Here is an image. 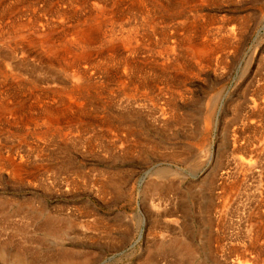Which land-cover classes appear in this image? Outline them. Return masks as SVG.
<instances>
[{"label":"rangeland","instance_id":"rangeland-1","mask_svg":"<svg viewBox=\"0 0 264 264\" xmlns=\"http://www.w3.org/2000/svg\"><path fill=\"white\" fill-rule=\"evenodd\" d=\"M66 1L0 0V264H264V0Z\"/></svg>","mask_w":264,"mask_h":264},{"label":"bare ground","instance_id":"bare-ground-1","mask_svg":"<svg viewBox=\"0 0 264 264\" xmlns=\"http://www.w3.org/2000/svg\"><path fill=\"white\" fill-rule=\"evenodd\" d=\"M61 1V0H60ZM64 2H65V0H63ZM91 1V0H90ZM105 1V0H104ZM104 1H102V2H104ZM107 1V0H106ZM67 2V1H66ZM68 2H69V0H68ZM67 2V3H68ZM79 2H80V0H79ZM92 2V1H91ZM101 2V3H102ZM62 3V2H61ZM75 3H76V1H75ZM78 3V2H77ZM99 3V2H98ZM96 4V3H93V5H92V8H93V10L96 12V13H98V14H104V13H106L105 11H107V5L105 6L104 4L103 5H101V4ZM105 3V2H104ZM126 3H127V1H126ZM137 3V2H136ZM140 3V2H139ZM84 4V3H83ZM83 4H81V6L83 5ZM108 4V3H107ZM49 5V4H48ZM61 5V4H60ZM64 5H66L67 6V4H65L64 3ZM86 5H87V3H86ZM89 5V4H88ZM115 5V4H114ZM117 5H120V4H117ZM57 6V5H56ZM75 6V5H74ZM116 6V5H115ZM114 6V7H115ZM122 6V5H121ZM125 6V5H124ZM8 7V6H7ZM32 7V6H31ZM45 7V6H44ZM50 7V6H49ZM52 7V6H51ZM50 7V8H51ZM58 7L59 6H57V9H58ZM72 7V6H71ZM50 8H49V10H50ZM61 8H63V7H61ZM67 8V7H66ZM89 8V7H88ZM109 8V7H108ZM116 8V7H115ZM119 9H121L120 7H118ZM47 9V8H46ZM52 9V8H51ZM72 9V8H71ZM82 9H83V7H82ZM86 9V8H85ZM124 9V8H123ZM48 10V11H49ZM53 10H55V9H53ZM58 10H60V9H58ZM75 10V9H74ZM79 10V9H78ZM84 10V9H83ZM92 9H91V11L90 12H92L93 11ZM114 10V9H113ZM117 10V9H116ZM127 10V9H126ZM62 11V10H61ZM61 11H59V13H60V15L62 16V12ZM72 11H73V9H72ZM88 11V10H87ZM109 11V10H108ZM120 11V10H119ZM124 11V10H123ZM52 12V11H51ZM55 12V14H57L56 12L57 11H54ZM53 12V13H54ZM86 12V11H85ZM90 12L88 13V14H90ZM58 13V14H59ZM67 13V12H66ZM73 13V12H72ZM83 13V12H82ZM117 13V12H116ZM35 14V13H34ZM46 14V13H45ZM57 14V15H58ZM75 14H76V12H75ZM79 14H81L80 12H79ZM93 14V13H92ZM92 14H90V15H92ZM108 14V13H107ZM106 14V15H107ZM18 15V14H17ZM59 15V16H60ZM72 15V14H71ZM85 15H87V13L85 14ZM85 15H83L84 16V19H85ZM45 16V15H44ZM48 16V15H47ZM70 16V15H69ZM100 16H102V15H100ZM105 16V15H104ZM113 16V15H112ZM119 16V15H118ZM15 17V16H14ZM58 17V16H57ZM72 17V16H71ZM109 17H110V15H109ZM49 18V17H48ZM67 18H69V19H71L70 17H68L67 16ZM108 18V17H107ZM66 19V18H65ZM75 19V18H74ZM96 19V18H95ZM99 19V18H98ZM97 19V20H98ZM103 19V18H102ZM105 19H106V17H105ZM110 19V18H109ZM64 20V19H63ZM77 20V19H76ZM61 21H62V19H61ZM79 21V20H78ZM100 21H101V19H100ZM100 21H97V22H100ZM154 21V20H153ZM34 22V21H33ZM32 22V23H33ZM95 22V21H94ZM94 22H92L91 24H88V25H84V26H81L80 24H79V22L76 24V26L74 27V28H76V27H78V28H76L75 29V32H74V34H72V35H74L75 36V38H74V40H76V42L78 43V44H81V46L82 45H85V47H86V44H88L89 42H91V36L93 35V32H97V30L96 31H94L95 30V27L97 26V24H95ZM103 22H105V21H103ZM126 22V21H125ZM10 23H11V21H10ZM28 24V23H27ZM34 26V25H33ZM98 26H100V25H98ZM31 27V26H30ZM102 27V26H101ZM29 28V27H28ZM27 28V29H28ZM38 28H40V27H38ZM30 29V28H29ZM98 29V28H97ZM15 30V29H14ZM74 30V29H73ZM70 31V30H69ZM38 32V31H37ZM8 33V32H7ZM61 34V33H60ZM66 34V33H65ZM71 34V33H70ZM67 35H69L68 33H67ZM27 36V35H26ZM55 36V35H54ZM57 36V35H56ZM64 36V35H63ZM62 36V37H63ZM94 36V35H93ZM97 36V35H96ZM98 36H100L99 34H98ZM65 38V37H64ZM99 39V38H98ZM97 39V40H98ZM41 40V39H40ZM48 40V37H43V39H42V43H43V41L45 42V41H47ZM50 40V39H49ZM48 40V41H49ZM73 40V41H74ZM96 40V39H95ZM28 41V40H27ZM47 41V42H48ZM94 41V40H93ZM92 41V42H93ZM46 42V43H47ZM50 43H52V42H50ZM94 43V42H93ZM76 44V43H75ZM92 44V43H91ZM189 44V43H188ZM223 44V43H222ZM46 46H48V45H46ZM89 46V45H88ZM199 46V45H198ZM55 47V46H54ZM54 47H53V49H54ZM58 47V46H57ZM62 47V46H61ZM60 46H59V48H61ZM64 47V46H63ZM62 47V48H63ZM66 47H67V45H66ZM74 47V46H73ZM46 48V47H45ZM51 48V47H50ZM80 48V47H79ZM82 48V47H81ZM69 49V48H68ZM73 49V48H72ZM75 49V48H74ZM85 49V48H84ZM46 50H47V48H46ZM52 50V49H51ZM60 50L61 49H59V52H60ZM63 50H65V47L63 48ZM67 50V49H66ZM76 50V49H75ZM109 50H111V49H109ZM72 51V50H71ZM74 51V50H73ZM89 51V50H88ZM56 52V51H55ZM55 52L54 53H52V52H50V53H52L53 55L55 54ZM62 54L64 53V52H61ZM68 53V52H67ZM74 53V52H73ZM87 53H89V52H86V51H80V52H78V53H75V54H73L74 55V57L72 58V60L70 61V58H69V61L71 62H69L70 64H71V66L72 65H76L77 63L79 64V62L82 60V59H85V57L88 55ZM40 54V53H39ZM57 54V53H56ZM106 54V53H105ZM129 54V53H128ZM52 55V56H53ZM68 55V54H67ZM3 56V55H2ZM57 56H59V55H57ZM63 56V55H62ZM46 57V56H45ZM56 57V56H55ZM55 57H52V58H55ZM100 57V56H99ZM118 57V56H117ZM132 57V56H131ZM111 58V57H110ZM42 59V58H41ZM56 59H58V57H56ZM67 59V58H66ZM109 59V58H108ZM54 60V59H53ZM52 60V61H53ZM59 61H60V59H58ZM62 60V59H61ZM68 60V59H67ZM115 60V59H114ZM210 60V59H209ZM44 61V60H43ZM64 61V60H63ZM66 61V60H65ZM105 62H106V60H105ZM38 63V62H37ZM58 63V62H57ZM60 63V62H59ZM62 63H64V62H62ZM66 63V62H65ZM64 63V64H65ZM81 63V62H80ZM87 64V63H86ZM106 64V63H105ZM183 64V63H182ZM115 65V64H114ZM208 65V64H207ZM14 66V65H13ZM65 66V65H64ZM69 66V65H68ZM98 66V65H97ZM107 66V65H106ZM109 66V65H108ZM43 67V66H42ZM129 67V66H128ZM65 68H67V67H65ZM93 68V67H92ZM28 70V69H27ZM130 70V69H129ZM128 70V71H129ZM34 71V70H33ZM95 71V70H94ZM133 71V70H132ZM158 71V70H157ZM97 72V71H96ZM44 73V72H43ZM75 73H76V71H75ZM139 73V72H138ZM156 73V72H155ZM34 74H36V73H34ZM74 74V73H73ZM79 74H83L82 72H80ZM133 74V73H132ZM164 74V73H163ZM157 75V74H156ZM56 76V75H55ZM137 77V76H136ZM70 79V78H69ZM108 81V80H107ZM59 82V81H58ZM60 83V82H59ZM3 84V83H2ZM148 84V83H147ZM60 86V85H59ZM94 87V86H93ZM125 87V86H124ZM50 92V91H49ZM38 94V93H37ZM98 94V93H97ZM34 96V95H33ZM44 96V95H43ZM1 98V97H0ZM33 99V98H32ZM55 100V99H54ZM57 102V101H56ZM166 102V101H165ZM37 103H38V101H37ZM1 104V103H0ZM26 104V103H25ZM51 106V105H50ZM260 106V105H259ZM1 107V106H0ZM49 108V107H48ZM51 109V108H50ZM57 109V108H56ZM259 109V108H258ZM59 110V109H58ZM65 110H67V109H65ZM261 110V109H260ZM136 111V110H135ZM57 112V111H56ZM61 113V112H60ZM66 113V112H65ZM82 113V112H81ZM17 114H18V112H17ZM46 114V113H45ZM77 114V113H76ZM167 114V113H166ZM50 115V114H49ZM80 115V114H79ZM76 116V115H75ZM176 116V115H175ZM79 118V117H78ZM173 118V117H172ZM53 119V118H52ZM170 119V118H169ZM75 120V119H74ZM61 121V120H60ZM58 124V123H57ZM155 145V144H154ZM248 162V161H247ZM243 163V162H242ZM257 163V162H256ZM234 164V163H233ZM17 165V164H16ZM14 166V165H13ZM262 166V165H261ZM224 170V169H223ZM260 170V169H259ZM240 171V170H239ZM15 172V171H14ZM221 174V173H220ZM213 175V174H212ZM218 176V175H217ZM236 177V176H235ZM253 177V176H252ZM247 178H248V176H247ZM238 179V178H237ZM256 179V178H255ZM247 180V179H246ZM248 181V180H247ZM235 182V181H234ZM236 182H237V180H236ZM239 182V181H238ZM209 183V182H208ZM252 183V182H251ZM152 186V185H151ZM155 186V185H154ZM219 187V186H218ZM147 188H149V187H147ZM157 188V187H156ZM155 188V189H156ZM262 188V187H261ZM152 189H154L153 187H152ZM170 189V188H169ZM233 190V189H232ZM151 191V190H150ZM153 191V190H152ZM151 193V192H150ZM261 193H262V191H261ZM262 194H264V193H262ZM231 196V195H230ZM256 196V195H255ZM228 197H229V194H228ZM232 197V196H231ZM225 203V202H224ZM161 206V205H160ZM154 207H159V206H157V204L156 205H154ZM262 207V206H261ZM43 223V222H42ZM47 223V222H46ZM46 226L48 225V224H45ZM261 225V224H260ZM49 227V226H48ZM52 226H50V228H51ZM251 227V226H250ZM20 229V228H19ZM22 229V228H21ZM45 229V228H44ZM48 229V228H47ZM46 230V229H45ZM47 231V230H46ZM49 232V231H48ZM52 232H54L53 230H52ZM59 232V231H58ZM220 232V231H219ZM215 234V233H214ZM182 238V237H181ZM213 239V238H212ZM172 243V244H171ZM170 244H169V246H170V248L173 250V251H175L176 253L175 254H178L179 255V257L181 258V260H182V262L183 263H189L191 260H192V251H191V249H190V247L189 246H187L186 244H181L180 245V247L179 248H176V244H175V242H171ZM211 244V243H210ZM154 247V246H153ZM156 247V246H155ZM211 247V246H210ZM151 249V248H150ZM169 250V249H168ZM174 253V252H173ZM64 254H66V253H63V255ZM152 254V253H151ZM157 254V253H156ZM20 255V254H19ZM14 256H15V254H14ZM22 255H20V257H21ZM65 256V255H64ZM260 256V255H259ZM18 258L16 261H17V264H27L23 259V257L22 258ZM68 257V256H67ZM208 257V256H207ZM222 257V256H221ZM256 257V256H255ZM60 258H64V257H60ZM68 258H70V257H68ZM245 259H247V258H245ZM70 260V259H69ZM237 260V259H236ZM248 260V259H247ZM251 260H252V258H251ZM59 261V260H58ZM74 261V260H73ZM73 261H72V263H73ZM150 261V260H149ZM258 261V260H257ZM15 262V261H14ZM50 262V261H49ZM247 262V261H246ZM15 264V263H14ZM55 264V263H54ZM56 264H71L70 263V261H68V260H62V261H60V262H57ZM197 264V263H196ZM224 264V263H223ZM240 264V263H239ZM255 264V263H254Z\"/></svg>","mask_w":264,"mask_h":264}]
</instances>
